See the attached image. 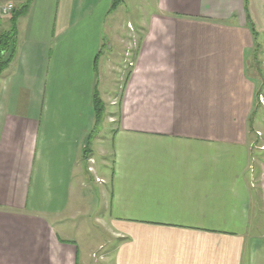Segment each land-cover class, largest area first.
I'll list each match as a JSON object with an SVG mask.
<instances>
[{
    "label": "crops",
    "instance_id": "1",
    "mask_svg": "<svg viewBox=\"0 0 264 264\" xmlns=\"http://www.w3.org/2000/svg\"><path fill=\"white\" fill-rule=\"evenodd\" d=\"M122 1L0 0V264H264V0H150L118 93Z\"/></svg>",
    "mask_w": 264,
    "mask_h": 264
},
{
    "label": "rangeland",
    "instance_id": "2",
    "mask_svg": "<svg viewBox=\"0 0 264 264\" xmlns=\"http://www.w3.org/2000/svg\"><path fill=\"white\" fill-rule=\"evenodd\" d=\"M150 0H123L120 7L117 9V21H121V27L119 29V32L122 31V35L127 38L128 43H124L126 47V50L124 51V55L122 54L123 52H119L118 48H117V74H116V86L114 91L117 90V92L119 93L120 91V85H123V82L125 80V75L126 72L129 70V67H133V62H131V65L129 64L127 66V63H129V61L125 62L124 59H126V56H130L131 54L134 53V51L137 49L138 47V41L137 38H139V35L141 34V29L139 28V26L137 25L143 18H144V13L149 11L150 9H148L147 5H149ZM127 33H129V35L127 36ZM143 33V32H142ZM123 44V45H124ZM133 44V49L132 50H128L131 48V45ZM108 45V44H107ZM119 47H121L122 50V45H118ZM7 54H5V58ZM113 61V60H112ZM103 99L106 102V98ZM109 107L108 103H105V113L102 115L101 120L94 124L93 128L91 129L93 136L95 138H92L91 140V150L93 155L95 156V158L97 159L98 163H97V171H98V176H103L104 178H106V172L103 169L104 166H102L100 164V158L101 156L99 155V144H97V138H104L103 141V147L105 146V144L108 143L109 139H110V134H111V128H112V124H109L107 121V109ZM97 137V138H96ZM105 168V167H104ZM92 191L90 192L89 196L87 195V193L85 194L86 200L89 202L90 204V210L91 213L93 214V216L95 218H100V216H102V213L105 211V205L108 202V199L106 198V196H103L102 192L100 191L102 185L101 183H97L95 182V180L92 179V176L89 180ZM94 217H84L82 220H85L87 223V228L89 229V227L91 228L93 226V224L96 225V223H91V221H94ZM80 220V218L77 219V221ZM82 232V231H81ZM108 237L109 234H105ZM108 244V242H107ZM108 256V255H107Z\"/></svg>",
    "mask_w": 264,
    "mask_h": 264
},
{
    "label": "trees",
    "instance_id": "3",
    "mask_svg": "<svg viewBox=\"0 0 264 264\" xmlns=\"http://www.w3.org/2000/svg\"><path fill=\"white\" fill-rule=\"evenodd\" d=\"M120 0H117V5L119 4ZM28 4V0H27ZM114 6V5H113ZM116 6V4H115ZM26 5L23 6L21 9H19L17 12L13 14V16H17L20 13H23L25 11ZM112 8V7H111ZM14 21V19H13ZM252 27V25H251ZM15 43H16V26L14 23L11 24V27L9 30L1 31L0 32V74L4 67L11 61L13 58V55L15 54ZM5 54H7L6 58L4 57ZM128 66V63H127ZM129 67V66H128ZM132 67H129V70L126 72L125 80L123 82V85L125 84L126 80L128 79V76L131 72ZM258 93V92H257ZM93 110L95 115V124L98 123L101 120V117L104 112V104L102 100L100 99L99 94L97 93L96 89L93 94ZM86 152V150H84ZM87 154L84 153V158H87Z\"/></svg>",
    "mask_w": 264,
    "mask_h": 264
},
{
    "label": "built area",
    "instance_id": "4",
    "mask_svg": "<svg viewBox=\"0 0 264 264\" xmlns=\"http://www.w3.org/2000/svg\"><path fill=\"white\" fill-rule=\"evenodd\" d=\"M11 8V4H8L6 5V7L3 8V12H6L7 10H9ZM131 62L129 60V63L128 65L130 64L131 65ZM264 76V74H263ZM257 99H258V102H260L261 104H264V94L259 92L258 95H257ZM86 159H88V162H89V166H88V170L89 171H93V168H92V164L94 163V159L92 157H87ZM100 179L96 177V181H99Z\"/></svg>",
    "mask_w": 264,
    "mask_h": 264
}]
</instances>
